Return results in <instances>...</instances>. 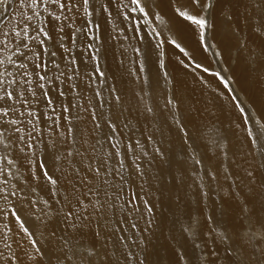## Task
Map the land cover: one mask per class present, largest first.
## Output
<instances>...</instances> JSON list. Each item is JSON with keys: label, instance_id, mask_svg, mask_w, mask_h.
Segmentation results:
<instances>
[{"label": "bare ground", "instance_id": "bare-ground-1", "mask_svg": "<svg viewBox=\"0 0 264 264\" xmlns=\"http://www.w3.org/2000/svg\"><path fill=\"white\" fill-rule=\"evenodd\" d=\"M100 2L108 4V0ZM124 2L128 3V0ZM205 2L200 0L197 7L192 0H141L149 13L147 19L150 23L147 25L139 13L130 11L134 7L131 4L122 8L119 16L114 4L108 7L110 17L103 10L93 12L92 17L80 12L73 21L66 22L63 32L58 33L65 37L62 42L57 41L52 25L48 26L53 40L46 44L51 45L49 53L56 52L52 59L60 65L59 69L49 65L48 75L53 81L50 94L56 95L59 84L66 96L60 97L62 105H53L56 113L47 114L61 117L57 120L61 128L64 124L62 117L71 119L77 139V143L66 147L58 143L57 150L61 154L67 149L73 150L71 164L81 168L82 174L86 171L83 165L91 163L96 167L103 160L119 169V158L109 157L110 152L119 151L125 163L127 187L123 191H118L122 181L117 173L107 177L110 185L100 183V187L107 188L110 203L114 205L104 219L115 221V227L121 231L114 234L101 227V234L97 237L96 225L89 224L87 220L83 223L88 227L74 233L69 230L73 248L94 247L96 250V257L83 264H117V261L129 264L125 259L129 252L133 257L131 264H141V260L143 264H264V141L251 143V138L243 131L235 101L230 100V95H235L252 118L264 121V0H213L212 7L203 11ZM177 7L192 15H203L208 20L210 27L206 30L205 43L214 47L203 50L204 44L194 34V26L190 22H178ZM7 9L0 14V31L3 32L20 31L26 23L21 14L24 17L32 15L26 6H20V0H13ZM124 14L129 16V20L122 22ZM154 14H159L163 23L154 19ZM106 17L107 23L104 22ZM137 21L140 25L138 30L134 27ZM32 23L35 24L36 20ZM96 23L101 25L99 32L96 31ZM73 26L84 31L74 32ZM88 27L92 28L91 32L86 30ZM93 36L100 39L98 62L105 73L103 84L98 74L93 73L94 80L89 76L93 68L90 57L95 48L88 49L87 45L96 44ZM134 36L143 37V40L134 39ZM157 40L164 41V44L154 51ZM9 43L8 49L0 47V60L5 61L0 65V72L7 68L4 75L11 79L9 73L18 70L7 63L12 51L11 37ZM60 43L71 51L66 53ZM176 44L184 48L187 55L180 52ZM134 48L140 49V55L133 51ZM37 51L42 52V49ZM160 51H163V56H158ZM212 57L217 60L216 65ZM43 59L48 61L49 55L44 54ZM69 59L76 62L75 71L71 73L65 67ZM136 60L143 61V73L139 71V63L133 62ZM161 60L163 68L160 67ZM194 63L209 68L210 72H219L229 82L232 93L218 78L195 69ZM184 64L189 67L186 69ZM54 73H64L60 77L64 82L60 83ZM164 73H168L167 83ZM68 75L73 79L68 80ZM109 78L118 89L117 95L122 94L121 103H105L103 108L96 107L111 95L106 91ZM16 79L22 77L17 76ZM32 79L36 78L33 76ZM73 84L75 87L69 90ZM97 91L100 92L99 97L95 95ZM169 99L176 104L175 109L171 104L167 110L163 107ZM63 107H68L69 111L63 112ZM146 107L153 111L147 112ZM92 108H95L101 123V128L96 130H93L89 111H85ZM101 112L112 118L117 131H121L122 124H127L128 128L107 142L105 136L109 129L103 126L106 121ZM176 120L186 125L187 143L178 131ZM40 127H44L43 124ZM9 139L14 137L9 136ZM114 144L118 147L113 148ZM127 145H131L132 150L125 155ZM156 148L162 155L155 151ZM76 149L83 155L76 156ZM193 153L199 164L192 159ZM137 155L139 160L136 163L143 170V176L135 172L132 164ZM50 166L54 178L59 177L60 172L55 171V165L50 162ZM59 166L61 171L65 168L72 171L69 160L61 159ZM22 172L24 174L19 175L14 171L18 178H10L7 184L0 177V189L13 192L22 187V195L30 199L52 200L40 184L31 181L22 184L28 179L26 167ZM60 183L65 184L66 181L61 179ZM33 187L39 192V197L31 192ZM86 190L81 188V191ZM133 193L139 207V211L131 215L136 228L127 221L119 223L127 216L125 209ZM100 198L106 199L103 193H100ZM30 199L21 198L20 193L6 197L0 195V251L12 255L5 247V243L10 244L17 257L15 264H36V260L29 258L34 249L24 238V233L19 231L20 222L12 215L15 211L33 233L37 246L46 256L50 255L51 258L42 264H55L64 227L61 216L55 212L57 205L52 202L53 214L50 217L37 219L40 214H33L35 209ZM145 201L151 207V213H146ZM37 206L43 207L42 204ZM219 233H224L227 239ZM118 236L124 237L127 248L118 241ZM0 264H4L3 260ZM76 264L81 262L77 260Z\"/></svg>", "mask_w": 264, "mask_h": 264}, {"label": "snow or ice", "instance_id": "snow-or-ice-1", "mask_svg": "<svg viewBox=\"0 0 264 264\" xmlns=\"http://www.w3.org/2000/svg\"><path fill=\"white\" fill-rule=\"evenodd\" d=\"M13 0H0V14L6 12L7 5H10ZM192 3L197 7L200 6V0H192ZM213 0H206L203 5V11L212 7ZM115 5V11L117 16L122 13V8H127L129 4L133 5L130 9L133 13H139L141 18L144 19L145 25L149 24L150 21L147 19L149 13L142 6L141 0H128L125 3L124 0H108V4L100 2V0H20V6H26L32 13L26 17L21 14L22 19L26 21L25 25L20 31H15L12 29L10 32L0 31V47L8 49L10 46L9 37H11L12 51L11 55L8 57L7 63L14 69L18 70L13 73H9L12 76L11 79L5 77L4 72H8L5 68L4 72H0V177L4 178V183L7 184L10 178L16 179L17 176L23 175L22 169L26 167L28 173V179L23 180L22 184H28L31 181L34 184H40L42 187L46 188L47 195L52 198V200H45L40 198L39 200L35 198H29L24 196L23 188H17L13 192H5L0 189V195H17L21 194V198L30 199V203L35 209L33 213H39L37 219L53 214L52 202L57 205L55 209L56 214L60 215L62 218V224L64 225L62 229V235L59 237L61 240V246L59 248L58 255L55 256V264H76L79 260L81 264L84 261H92V258L96 257V250L94 247H82L73 248L71 236L69 235V230L71 232H76L77 229L83 227H88L85 225L84 221H89V224H95V235L100 236V229L103 227L107 231H111L114 234L119 233L121 228L115 227V221L111 219L105 220V216L110 214L113 204L110 203L111 197L108 194L107 188L100 187V183L104 185H110L111 182L107 179L108 176L113 173H117L120 176L122 183L118 186V191H123L127 187V180L125 179V163L124 158L121 157L119 151L115 153H109V157L119 158L118 163L120 168L111 166L107 163V160L101 161L99 166L94 167L91 163L83 165V161L80 163L86 168V171L81 172V168L76 167L71 164V157L74 155L73 150L67 149L63 154L57 150V144L66 147L68 144L77 143L76 136H74V125L72 120L67 116L62 117L64 124L61 125L57 123L59 116L48 115V112L56 113L57 109L54 104H63L60 97L66 96V93L60 90L59 84L56 86V95L53 96L51 92L52 78L48 75L50 71L49 65L51 64L55 68L59 69L60 65L55 62L52 58L56 56V52H50V44H46L48 41L53 40V36L49 35V25H52V31L57 33V41L62 42L65 37L60 36L58 33L64 31L66 22H71L75 19L76 14L83 12L86 17H92L93 12L103 10V12H108V7L110 5ZM90 7L92 11H90ZM259 7V5H257ZM175 11L178 13V22H190L191 26H194V34L199 36V42L204 44V51L208 48L214 47L212 44L205 43L206 30L210 27L207 19L201 16L189 14L188 11L177 7ZM72 15H69V14ZM179 18H182L180 20ZM36 20L33 24L32 21ZM154 19L161 21L163 19L159 14H154ZM129 16L124 14L123 21H128ZM105 23L109 22L107 17L104 20ZM92 21H89L91 24ZM96 31L99 32L101 25L96 23ZM134 27L138 30L140 25L137 21ZM88 32L92 31L91 27L86 29ZM74 32H83V28H76L73 26ZM154 32V30H153ZM147 35H152L148 33ZM159 36V33H155ZM96 44L87 45L88 49L95 48V52L92 54L90 59L93 61L92 73H89L90 79H95L93 73L98 74L101 78V84L104 83L105 73L101 71V65L98 62V57L100 54V39L98 36L92 37ZM134 39L139 38L141 41L143 37H133ZM175 44V41H172ZM164 41L157 40L154 45L153 50L161 49ZM179 48L180 52L187 55L184 48H181L179 44L175 45ZM60 47L64 48L63 43H60ZM42 49V52H38L37 49ZM67 53L71 51L70 48H64ZM134 52L140 55V49L134 48ZM31 53L32 55H28ZM49 55V60L45 61L43 55ZM163 51L158 53V56H163ZM29 62L32 65L31 70L29 69ZM63 62V61H62ZM134 63H139V71L144 72V63L141 60L133 61ZM5 61L0 60V65H4ZM75 60L69 59L65 63V67L68 72L71 73L75 71ZM123 63V61H121ZM183 64L184 62L181 61ZM160 67L163 68V61H160ZM187 69L188 64H184ZM195 69H200L204 73L218 78L219 82L223 84V87L228 90L231 94L232 89L229 87V82L225 77L220 75L219 72H210L209 68L204 67L200 63H194ZM131 71V70H130ZM56 79L60 80V83L64 81L60 79L61 75L64 73L55 74ZM22 77V79H16V77ZM36 79L33 81L32 77ZM165 82L167 83L168 73H164ZM68 80L73 79L71 75L66 77ZM137 79L141 77L137 76ZM145 82H147V79ZM206 83V81H205ZM35 84V87H31ZM22 86V87H21ZM75 87V85H70V89ZM12 89L11 91L9 89ZM111 95L106 101H102L101 104L96 107L103 108L104 104L112 105L113 102L119 105L121 103V95H117V87L115 84L108 83V88L106 90ZM97 97L100 96V92H95ZM143 99V97H141ZM230 100L235 101L234 107L240 114L241 123L244 125L243 131L246 135L251 138V143L256 144L258 141H264V121L258 118H252L250 113L245 111V108L241 106V102L237 99L235 95H230ZM171 104L173 109L176 108V104L172 100H167L164 104V108L167 110L168 105ZM39 108V110H37ZM23 109V110H21ZM147 112L151 113L153 109L151 107H146ZM63 112H68V107L62 108ZM89 111L91 116V121L93 122V130L101 128L100 120L97 119V112L95 108L85 109ZM101 117L106 121L103 125L108 128L109 131L105 136L107 142H110L113 138L120 136L121 131L128 128L127 124H122L121 131H117V124L113 122L112 118L101 112ZM179 133H182V138L185 139L187 143L188 132L186 130V125H181L178 120L175 121ZM43 124L44 127H40ZM23 125V127H21ZM7 134V135H6ZM9 136L14 137V139H9ZM149 139H151L149 137ZM119 143V142H118ZM139 144V141H137ZM113 148H117L118 144L112 145ZM131 145L126 146L125 155L130 154ZM142 151V148H141ZM155 151L160 153L159 148ZM15 154V155H14ZM162 155V153H160ZM76 156H81L83 153L79 149L75 150ZM147 156V153H144ZM61 159L69 160V164L72 167V171L69 172L67 168L61 171L59 166V161ZM192 159L195 163L199 164L200 161L195 159V153L192 155ZM139 160V155H137L133 160L132 164L135 166V172L143 176V170L140 165L136 163ZM50 162L55 165V171L60 172L59 177L54 178L53 168L50 166ZM251 176L252 173H249ZM71 176V179L68 177ZM214 178V176H213ZM66 181L65 184H61L60 180ZM81 188L87 189L86 191H81ZM32 193H35L36 197H39V192L35 187L31 189ZM100 193L106 199L100 198ZM117 198L119 196L117 195ZM136 195L133 193L131 198L128 200V207L125 209L127 216L121 218L120 224H124L126 221L131 225L132 228H136V223L132 221L131 215L133 212L139 211V207L136 205ZM38 204H42L43 207H38ZM146 213H151L152 209L147 205V201L144 202ZM124 208L123 205H121ZM12 215L15 217L16 221L20 222L19 231L24 233V238L32 245L34 253L29 256L30 259L36 260V264H42L43 261L50 259V255L46 256L44 251L37 246V240L33 238V233L25 227L24 223L20 220V217L13 211ZM127 231V229H124ZM215 231V229H214ZM55 235V233H53ZM219 235L227 239L224 233H219ZM65 236H68L66 239ZM118 241L127 248L125 239L123 236L117 237ZM130 239V237H129ZM21 246L23 244L21 243ZM5 247L9 249L13 254L7 255L5 252L0 251V260H3L4 264H15L17 257L15 256L14 250H12L11 245L5 243ZM51 251V250H50ZM27 255V253H26ZM38 258V259H36ZM125 259L131 264L133 259L132 254L129 252L125 256ZM94 264V262H93ZM119 264V261H117ZM141 264L143 261L141 260Z\"/></svg>", "mask_w": 264, "mask_h": 264}, {"label": "rangeland", "instance_id": "rangeland-1", "mask_svg": "<svg viewBox=\"0 0 264 264\" xmlns=\"http://www.w3.org/2000/svg\"><path fill=\"white\" fill-rule=\"evenodd\" d=\"M212 59H213V57H212ZM213 62H214V64L216 65V63H217V60H216V59H213Z\"/></svg>", "mask_w": 264, "mask_h": 264}]
</instances>
